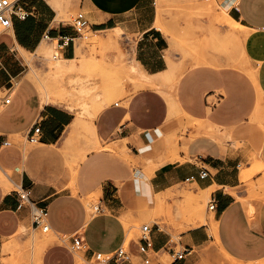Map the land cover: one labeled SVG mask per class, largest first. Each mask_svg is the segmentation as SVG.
Returning <instances> with one entry per match:
<instances>
[{
  "label": "crops",
  "instance_id": "1",
  "mask_svg": "<svg viewBox=\"0 0 264 264\" xmlns=\"http://www.w3.org/2000/svg\"><path fill=\"white\" fill-rule=\"evenodd\" d=\"M13 1L27 16H13V27L8 29L11 32L0 34V154L10 137L23 134L28 137L38 122L42 147L55 146L63 137V144L67 145L75 132H81L86 139H93L98 145L101 141H111V153L118 148L115 141L126 140L133 156L127 157L124 149L123 165L129 168L128 160L131 158L141 163L134 176L128 174L123 177L113 171L104 176L105 182L96 186L97 194L101 196L96 215L90 214L79 198L49 193L48 189L37 186L35 182L40 180L32 169L28 168L26 175L18 177L20 184L11 179L30 192L31 202L48 209L51 231L57 240L49 245L41 264H79V260H94L95 253L110 258L125 245H131L135 251L136 244L128 240L125 223L132 221L129 213L149 210L157 203V195L182 184L208 192L211 202H214L213 216L208 218V223L206 221L183 232L178 241L166 226H150L152 264L158 261L159 255L172 258L171 264H222L213 244L221 255L233 262H263L264 197L254 198L260 192L253 195L244 178L254 169V150L248 146L222 148L215 142L197 141L192 146L197 156L194 162L187 160L183 153L177 154V143L173 138L164 145L163 132L168 129L167 121L171 117L167 101L161 95L165 88H143L130 99H124L123 105L107 106L94 122V133L84 128L73 129L78 116L75 117L74 111L45 103L36 85L24 76L25 65L21 60L29 52L38 50L45 40L55 43L65 60L75 59L77 50L75 53L73 43L68 41L76 40L73 23L60 20L59 0ZM146 1L74 0L71 7L84 11L91 30L120 29L132 36L135 61L142 71L156 78L168 75L169 80L165 58L167 38L157 27L158 21L145 22L137 13ZM223 5L236 22L255 31L248 36L246 44L248 54L257 66V70L252 72V82L259 99L264 100V0H223ZM17 51H20V56ZM8 97L10 103L5 102ZM258 108L264 111V102H258ZM218 115L225 119L230 117L226 110H220ZM95 150L98 151L99 146ZM26 156L43 158L36 151L26 153ZM258 163L264 165V145ZM204 173L207 176L202 177ZM263 179L264 169L249 181L258 185ZM19 205L17 192L0 194V249L3 243L9 244L21 227L33 226L30 204ZM77 237L88 243L89 251L72 249L73 240ZM17 241L25 240L23 237ZM179 252H187L184 259H175ZM79 253L81 255L77 259ZM107 264L133 263L112 260Z\"/></svg>",
  "mask_w": 264,
  "mask_h": 264
},
{
  "label": "rangeland",
  "instance_id": "2",
  "mask_svg": "<svg viewBox=\"0 0 264 264\" xmlns=\"http://www.w3.org/2000/svg\"><path fill=\"white\" fill-rule=\"evenodd\" d=\"M59 1L60 20L73 23L77 14L84 12L79 7H71L74 0ZM223 7V0H147L137 13L145 22L159 21L160 31L168 41L165 58L169 81L165 92L160 93L167 101L171 116L167 121L168 129L163 132L164 145L173 138L177 143V154L183 153L187 160L194 162L197 156L192 146L197 141L215 142L222 148H252L254 169L246 173L245 181L253 195L260 192L254 198L262 199L264 179L258 185L251 184L249 179L264 169V165L258 163L264 145V111L258 108V102L264 100L259 99L252 82V72L257 70V66L252 62L243 38V35L250 36L255 31L241 30L227 23ZM5 32L11 30L5 31L0 26V34ZM42 44L50 49L51 54L41 55L35 49L24 55L25 59L21 58L25 65L24 76L36 85L40 93L42 90L49 93L48 103L74 111L75 117L91 118L85 113L94 108L95 101L102 100L111 106L123 105L124 99H130L141 89L140 77L131 73L136 65L135 43L132 36L122 31L87 28L81 35L77 33L73 49L75 53L77 50L80 68L65 63V73L60 76L55 74L52 63L58 52L56 44L48 40ZM16 53L20 56V51ZM58 57L64 55L60 52ZM110 81L115 83L114 94L103 96L104 85ZM173 83L172 88L170 85ZM98 91L102 96H95ZM220 110H226L230 117H219ZM7 142L0 154L1 195L21 191V187L10 179L20 184L18 177L26 175L29 168L39 177L40 182H35L37 186L48 189L49 193L83 200L93 215L99 213L101 196L97 194L96 186L105 182L104 176L112 171L123 177L128 174L134 176L141 165L140 161L132 158L128 160L129 168L123 165L124 149L127 157L133 156L126 140L115 141L118 148L112 153L109 152L111 141H101L98 152L94 149L95 141L86 139L81 132H75L67 145L63 144V137L55 146L42 147L40 142L31 143L26 134L10 137ZM33 151L41 153L43 158L25 155ZM205 193L199 194L190 184H182L157 195L156 199L162 196L165 200L157 201L149 210L130 212L128 216L132 221L125 223L130 234L128 240L136 244V250L133 251L131 245L123 248L130 261L144 264L138 253L144 226H166L178 241L183 232L195 227L197 220L193 213L197 207L204 211L207 219L212 217L211 196ZM50 232L21 227L10 240L14 243H3L0 263L39 264V242ZM23 237L24 242L17 241ZM213 247L222 264H239L221 255L214 244ZM172 260L167 255H159L153 264H171ZM79 262L107 264L98 260ZM258 264H264V261Z\"/></svg>",
  "mask_w": 264,
  "mask_h": 264
},
{
  "label": "built area",
  "instance_id": "3",
  "mask_svg": "<svg viewBox=\"0 0 264 264\" xmlns=\"http://www.w3.org/2000/svg\"><path fill=\"white\" fill-rule=\"evenodd\" d=\"M13 16H18L20 18H25L27 13L22 12L21 7L13 0H0V26L3 30H8L13 27ZM73 27L78 34H82L83 30H86L88 27V21L86 16L83 12L77 14L73 21ZM72 43L75 42V39L72 38L68 40ZM60 54V50L55 54L57 58ZM11 99L5 98L6 103H10ZM40 133H41V126L37 122L33 128V131L28 135V140L31 143H38L40 142ZM5 145H8V142H5ZM207 176V173H204L202 177ZM19 198V207H22L24 204H30L32 209V219H33V226L32 229L38 230L42 229L44 232H47L49 228H51L49 220H48V209L47 207H39L38 204L31 202L30 200V192L23 187H21V191L17 192ZM214 208V202L210 203V209ZM143 235L140 238L141 243L139 244L138 253L141 257L144 264H152V256L149 253V248L151 246L150 243V226H144ZM72 249L79 252H87L89 251L88 243L83 240L82 238H75L73 240ZM187 253V252H185ZM185 253L179 252L175 257L176 260L184 259ZM94 260H98L101 262H110L112 260H117L121 262H129L130 257L121 249L115 256L106 258L101 254H93Z\"/></svg>",
  "mask_w": 264,
  "mask_h": 264
},
{
  "label": "bare ground",
  "instance_id": "4",
  "mask_svg": "<svg viewBox=\"0 0 264 264\" xmlns=\"http://www.w3.org/2000/svg\"><path fill=\"white\" fill-rule=\"evenodd\" d=\"M223 17H224V19H225V21L227 22V23H229V24H232V25H234L236 28H238V29H241V30H248L247 28H245L244 26H242L240 23H238V22H236L230 15H229V13H228V10H227V8L226 7H223ZM159 21L157 22V27L159 28ZM112 31H115V32H121V30L120 29H115V30H112ZM244 37V40L246 41L247 39H248V35L247 34H245V35H243ZM98 44V43H97ZM51 51H50V49L49 48H47L44 44H41V46L38 48V50H37V53L38 54H41V55H45V54H51L50 53ZM25 54V53H24ZM48 56V55H47ZM77 58H78V56H76V58L75 59H73V60H65L63 57H54V59H55V61H52V63H53V66H54V68H55V74L56 75H58V76H60V75H63L64 73H65V67H64V64L65 63H70V64H72L73 65V68H76V67H78V65H79V62L77 63ZM27 59V58H26ZM53 59V58H52ZM79 61V60H78ZM136 62V61H135ZM136 65L133 67V69L131 70V73H133L132 75H134V76H139L140 77V87H141V89H143V88H147L148 89V87L149 88H156V89H161V88H166L167 87V85H168V75H167V77H164V76H161V77H159V78H156V77H150L149 75H147L146 73H144L143 71H142V69L140 68V66H139V64L136 62L135 63ZM133 66V65H132ZM131 67V66H130ZM78 68H80V67H78ZM131 69V68H130ZM105 71V70H104ZM122 72V71H121ZM103 73V72H102ZM107 73V72H106ZM118 74H119V72H118ZM84 77H86V76H84ZM117 77V76H116ZM80 78V77H79ZM104 78V77H103ZM115 78V77H114ZM72 79V78H71ZM70 79V80H71ZM85 79V78H84ZM77 80V79H76ZM118 80V79H117ZM79 81V80H78ZM99 81V80H98ZM133 81H135V80H133ZM79 82H82V81H79ZM91 82V81H90ZM96 82V81H95ZM88 83V82H87ZM86 83V84H87ZM118 83V82H117ZM115 84V83H114ZM114 84H113V82H108V83H106L105 85H104V92H103V96H112L111 94H114L113 92L115 91V86H114ZM90 85V84H89ZM173 85H174V83L172 84V86L170 85V87H172L173 88ZM86 86V85H85ZM93 86V85H92ZM118 86V85H117ZM169 87V88H170ZM120 87H118V89H119ZM171 88V89H172ZM70 90V89H69ZM83 90V89H82ZM164 90H166V89H164ZM92 91V90H91ZM90 91V92H91ZM118 90H116V92H117ZM163 91V90H162ZM77 92V91H76ZM85 91H83V93H84ZM89 92V93H90ZM115 92V93H116ZM160 92H161V90H160ZM80 93V92H79ZM78 93V94H79ZM88 92H86V94H87ZM41 94H42V96H43V98H44V102L45 103H47V101L49 100V98H48V96H49V93L46 91V90H42V92H41ZM82 94V93H81ZM85 94V93H84ZM117 94V93H116ZM115 94V95H116ZM119 94V93H118ZM52 95H55V94H53L52 93ZM101 94H99V91H98V93L97 94H95V96H102ZM114 96V95H113ZM117 96V95H116ZM77 97V96H76ZM95 98V97H94ZM111 98V97H110ZM77 99V98H76ZM91 100V99H90ZM105 100V99H104ZM169 100V99H168ZM77 101V100H76ZM107 101V100H106ZM110 103V102H109ZM85 104V103H84ZM77 105V104H76ZM89 105V104H88ZM80 106V105H79ZM93 106V105H92ZM107 106H109L108 105V103L107 102H103L102 100L100 101H95V104H94V108L91 110V108H90V110L88 111L87 110V112L85 113L86 115H89L91 118H89V119H87V120H84L83 118H81V117H77L76 118V120H75V122H74V124H73V129H79V128H84V129H88L90 132H93L94 133V131H95V129H94V122H95V120H96V118L98 117V115L101 113V111L103 110V109H105ZM74 107H75V105H74ZM84 114V113H83ZM89 120V121H88ZM96 142V141H95ZM99 145H98V143H96V146H95V148L96 147H98ZM173 147H174V145H173ZM94 148V149H95ZM171 150H172V148H170ZM126 152V151H125ZM124 154V153H123ZM25 155H26V153H25ZM178 158V157H177ZM245 179L247 178V177H244ZM11 180V179H10ZM10 182H12V181H10ZM244 182V181H243ZM13 183V182H12ZM262 185V184H261ZM17 187H20V186H18V185H16ZM5 187H6V184H5ZM262 187V186H261ZM206 192V193H205ZM200 193H205L206 195L208 194V192L207 191H203V190H199V194ZM188 194V193H187ZM192 194V193H191ZM194 197H196V196H194ZM165 199H164V197H162V196H159L158 198H157V201L160 203V202H163ZM197 205L199 204L198 203V200H197ZM98 209V208H97ZM195 213H193L194 214V216H195V220H197L196 221V224H195V226H199V225H202V224H205L206 223V221L208 220L206 217H205V213H204V211L202 210V209H200V208H196L195 209V211H194ZM211 219V218H210ZM213 219V218H212ZM207 223H208V221H207ZM213 226H215V224L214 223H211ZM129 227V226H128ZM129 229H130V227H129ZM49 231H51V228H49V230L47 231V232H49ZM132 233V232H131ZM130 235V234H129ZM57 239L54 237V233H53V231H51L50 233H48V235H47V237L44 239V240H42V241H40L39 242V245H38V260H39V264H41V259H42V256H43V254L45 253V251L47 250V248L48 247H50L49 245H52V243L53 242H55ZM10 243V242H9ZM37 246V245H36ZM124 248V247H123ZM35 259V258H34ZM79 264H81L80 262H79Z\"/></svg>",
  "mask_w": 264,
  "mask_h": 264
}]
</instances>
